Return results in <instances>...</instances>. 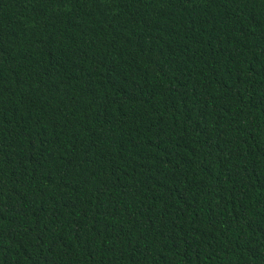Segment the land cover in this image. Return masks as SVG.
Listing matches in <instances>:
<instances>
[{"label":"trees","instance_id":"obj_1","mask_svg":"<svg viewBox=\"0 0 264 264\" xmlns=\"http://www.w3.org/2000/svg\"><path fill=\"white\" fill-rule=\"evenodd\" d=\"M0 264H264V0H0Z\"/></svg>","mask_w":264,"mask_h":264}]
</instances>
